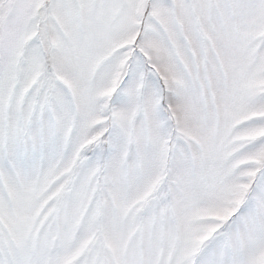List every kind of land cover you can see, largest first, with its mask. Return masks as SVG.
I'll return each mask as SVG.
<instances>
[{"label":"snow or ice","instance_id":"6c2138e0","mask_svg":"<svg viewBox=\"0 0 264 264\" xmlns=\"http://www.w3.org/2000/svg\"><path fill=\"white\" fill-rule=\"evenodd\" d=\"M0 264H264V0H0Z\"/></svg>","mask_w":264,"mask_h":264}]
</instances>
